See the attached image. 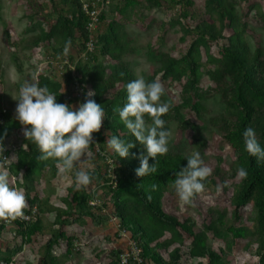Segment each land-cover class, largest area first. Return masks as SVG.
<instances>
[{"label":"rangeland","instance_id":"1","mask_svg":"<svg viewBox=\"0 0 264 264\" xmlns=\"http://www.w3.org/2000/svg\"><path fill=\"white\" fill-rule=\"evenodd\" d=\"M135 5L123 11L125 0H112L109 6L103 8L104 20L98 23L95 31L89 37L94 41L91 52L79 51L77 35L69 40L61 55L55 54L57 42L52 39L44 41L38 46L21 51L16 50L19 40L49 31L57 16L66 12L67 1L63 0H0V109L8 113L14 121V130L5 142L9 165L15 163V151L21 145L23 126L16 118V104L21 84L27 80L38 82L49 79L53 85H59L58 93L62 100L72 101L77 107L85 89V97L89 91L87 85L73 83L66 86L64 81L65 70L62 55L73 58L74 64L87 62L88 55H99L98 63L105 67L114 65L109 56H101L96 48L95 39L99 35L107 37L106 48L116 54L120 62L125 64L133 77L143 76L146 81L159 80L165 89L161 97L171 104L169 111L163 114L164 127L170 129L168 152L163 155H181L187 157L195 150H199L205 164L212 169L210 177H214L216 186L210 185L198 194L191 205L180 202L175 187H170L162 198L163 211L179 221L189 219L193 221L195 232L205 231V227L214 223L213 230L205 231L206 244L213 251H230L232 264H260L258 243L256 242L255 211L251 203L239 209V220L232 217L231 200L240 178L236 172V158L233 150L225 143L219 130L221 118H228L225 104L220 95V88L225 85L221 79H212L211 75L220 68L222 49L228 45V38L234 29L243 31L242 40L250 56L261 49V62L264 68V0H191L193 6L187 9L173 5L169 0H158L157 6L151 0H134ZM219 3L229 6L232 15L224 17L219 14ZM69 17V16H68ZM229 18V19H228ZM202 24L211 25L219 33V38L206 39V45H200L201 67L199 82L192 92H185V79L175 81L163 79L161 68L169 59H179L189 44L199 39L195 28ZM110 25L112 27L110 28ZM5 29L9 32L6 41ZM56 35H60L59 31ZM200 41V39H199ZM84 69V68H83ZM85 70H83L84 72ZM108 73V72H107ZM76 79L80 73L73 74ZM122 85L116 83L112 90L107 91L109 97L113 92L120 90ZM89 98V97H86ZM186 98L191 103H199L196 112L185 104ZM178 119L188 121L186 129L179 128ZM151 124V119H146ZM106 137L109 132L100 128ZM142 149L146 152L142 145ZM94 155L89 159L78 162L71 171H61L55 164L56 173L51 170L37 174L32 184L40 199L47 200L49 205L65 209V200H69L68 190L75 186L74 173L77 169L88 170L92 174L89 185L85 186L87 193L94 197L93 205L101 207L99 214L108 216V221L98 228L91 225L90 220L83 218L79 222L73 221L75 216L68 219L65 230L67 235L75 238L73 249L65 255V244L59 242L51 250L61 264H109L112 257L110 251L119 252V259L131 256L137 258V252L128 233L118 231V220L109 202V194L103 182L95 178L106 175L114 179L112 162L100 153L96 147L92 149ZM106 152L110 154L109 146ZM102 157L104 160H101ZM2 153H0V158ZM20 173L12 180V186L22 189ZM76 188V187H75ZM23 190V189H22ZM222 216L221 225L218 224ZM42 232L31 237L30 242L16 234V227L11 224L0 236V258L5 251L15 249L17 252L12 258L13 264H41L44 254L43 248L51 233L56 230L53 213H44L40 216ZM245 229L243 239H233L228 228ZM216 234H215V233ZM170 238L164 233L159 242ZM107 239V240H106ZM191 239L184 236L182 245L172 244L167 252L178 247L182 252L181 264H206L201 258H187L186 252ZM229 248V249H228ZM165 250H158L163 259H167ZM3 264V262H2ZM121 264H124L121 262Z\"/></svg>","mask_w":264,"mask_h":264},{"label":"trees","instance_id":"2","mask_svg":"<svg viewBox=\"0 0 264 264\" xmlns=\"http://www.w3.org/2000/svg\"><path fill=\"white\" fill-rule=\"evenodd\" d=\"M51 1V0H49ZM68 4L67 11H61L57 16L55 23L48 32L41 33L38 36L28 37L19 40L16 43V50L21 51L24 48L32 49L44 41L54 39L58 47L54 50L55 54L61 55L64 48L69 45V40L77 35L79 51H85V44L89 40L91 33L87 31L86 24L88 18L81 10L80 0H63ZM112 0H109V3ZM158 0H151L157 6ZM173 5L187 9L193 6L191 0H169ZM213 1V0H210ZM135 5L134 0H125L122 10L125 11ZM109 6V5H108ZM219 14L224 17L232 15V9L219 3ZM104 13L99 15V22L104 20ZM69 16V17H68ZM228 18V19H229ZM112 25H110V28ZM59 31L60 35H56ZM200 39L192 41L187 47L185 53L177 60L167 59L161 68L162 78L180 81L185 79L184 91L192 92L199 82L201 56L200 45H206V39L219 38L218 31L211 25L202 24L195 28ZM243 31L239 28L233 30V34L228 38V45L222 49V62L220 68L212 75V79H221L225 85L220 88V95L225 104V111L228 118H221L219 130L225 143L233 150L236 158V168L244 167L248 175L241 179L234 191L231 207L233 208L232 217L239 220V209L247 203H251L255 211L256 220V242L258 243L259 263L264 264V161H258L255 156L250 155L244 147L243 131L246 127H253L259 143L264 146V68L261 62L262 51L256 49L252 56L249 55L245 43L242 40ZM6 41L9 40V32L5 29ZM107 37L99 35L95 39L96 48H99L101 56H109L114 60V65L105 67L98 63L99 55H88L87 62L74 64L73 58L61 56L63 68L65 70L64 83L69 86L78 83L81 86L88 87L94 92V96L89 97L105 109L101 129L109 132L106 137L112 135L119 136L125 142L134 140L130 130L126 128L119 117L118 109L127 102L126 84L135 79L127 66L120 62L119 57L107 50ZM94 44V41H93ZM93 49V45H92ZM84 68V69H83ZM83 70H85L83 72ZM80 73L81 77L76 79L73 75ZM108 72V73H107ZM153 77L150 81H153ZM116 83H120L122 88L106 96L107 91L113 89ZM41 85H47L48 88L56 93L58 102L78 101L74 98L72 101L61 98L58 93L59 85H53L49 79H44ZM80 102L85 97V89ZM194 112L199 110V103H191V99L186 98L185 104ZM146 119L150 117L146 114ZM179 128L186 129L188 126L193 128L188 121L178 119ZM14 121L8 113L0 109V148L2 156L0 166H3L2 157L8 155L5 151V142L14 130ZM23 128L25 127L22 125ZM95 143L91 149L95 148L108 158L114 170L112 174L114 179L107 178L106 175L98 176L95 172V178L104 183L109 194V202L114 211V216L118 220V231L128 233L130 240L137 252V258L127 257L124 264H181L182 252L178 247L167 252V248L172 244L182 245L184 236L191 239L187 248V258H201L206 264H232L230 251H213L206 244L205 231L213 230L214 223L207 225L205 231L195 232L193 230V221L185 219L179 221L177 218L166 214L162 209V198L165 192L174 186L175 174L180 168L187 165V159L181 155H158L154 161L149 157V164L155 162L156 170L144 177H138L135 169L139 166V155L146 154L142 149V144L136 142V146L129 150V155L119 158L110 148V154L106 152V141L101 131L93 133ZM21 145L15 151L16 161L9 165L10 178H15L21 171L22 189L25 192L27 207L35 209L34 215L27 223L11 219V225L16 227V234L30 242L31 237L39 235L42 232L40 216L44 213H53L56 230H54L46 241L43 251L44 254L40 260L41 264H61L56 257H53L51 250L59 242L65 244V255H69L73 249L75 238L67 235L65 227L68 219L75 216L73 221L79 222L83 218L90 220L93 227L103 226L108 221V216L99 214L101 207L91 204L94 200L92 194L86 192L85 187L75 188L72 186L68 190L69 200H65V209H59L49 205L47 200L40 199L35 187L32 184L33 178L37 174L51 170L52 175L56 173L55 161L53 158L46 160L39 159L40 150L38 146L29 138L23 135ZM136 155L133 156L132 154ZM97 157H99L97 155ZM101 160H104L102 157ZM4 167V166H3ZM155 185V187H153ZM216 186L214 177H207L205 187ZM25 213H29L24 209ZM222 216L219 217L218 224L221 225ZM2 218H0V221ZM6 230L5 226L0 224V236ZM164 233H168L170 238L159 242ZM215 233V232H214ZM233 239H243L246 234L245 229L228 228ZM216 234V233H215ZM107 240V239H106ZM167 252V259H163L158 250ZM229 249V248H228ZM0 258L3 264H13L12 258L16 250L5 251ZM112 257L109 264H121L119 252L110 251Z\"/></svg>","mask_w":264,"mask_h":264},{"label":"clouds","instance_id":"3","mask_svg":"<svg viewBox=\"0 0 264 264\" xmlns=\"http://www.w3.org/2000/svg\"><path fill=\"white\" fill-rule=\"evenodd\" d=\"M126 92L127 102L118 112L135 139L125 142L112 135L106 143L119 158L127 157L136 142L142 144L146 154L139 155L135 173L144 177L156 170L155 162L149 164V157L155 161L158 155L168 152L171 133L164 127L166 122L162 116L169 111L171 104L161 99L165 89L159 80L146 81L143 76H138L126 84ZM92 96L94 92L87 91L86 97ZM56 97L47 85L25 80L16 98V118L25 126L23 135L38 146L39 159L53 158L61 171H71L78 162L93 157V133L100 130L105 109L91 98H86L74 108L67 102H58ZM146 114L151 124L146 122ZM243 138L245 150L258 161H264V146L259 143L256 130L246 127ZM186 159L187 165L175 174L173 183L180 202L191 205L194 198L205 190V180L212 169L205 164L199 150L193 151ZM236 175L240 179L246 178L247 169L238 167ZM74 176L77 189L89 185L92 179L91 172L83 169H77ZM26 207L25 192L10 184L9 169L0 166V218L23 217Z\"/></svg>","mask_w":264,"mask_h":264},{"label":"built area","instance_id":"4","mask_svg":"<svg viewBox=\"0 0 264 264\" xmlns=\"http://www.w3.org/2000/svg\"><path fill=\"white\" fill-rule=\"evenodd\" d=\"M80 1H81V10L85 13V15L88 18V22L86 24L87 31L89 33H92L93 31L96 30V28L98 26L99 15L104 10L103 8H105L109 5V0H80ZM92 45H93V41H92L91 37H89V40L85 44L86 49L88 51H91ZM6 150L7 149L5 148V151ZM8 155H4L2 157L3 166L7 167V168L9 167ZM12 180L15 181V179H13V178H12ZM91 204H93V203H91ZM25 209H27V211L29 213H25V215L23 217H17V218H15V220H17L19 222H24V223H27L31 220L32 215H34V213H35V209L33 208L30 210L28 207H26ZM1 223L4 226H7V225L11 224V219L2 218V220L0 221V224ZM121 262L125 263V258H122Z\"/></svg>","mask_w":264,"mask_h":264}]
</instances>
